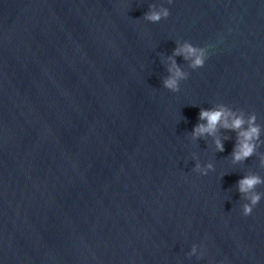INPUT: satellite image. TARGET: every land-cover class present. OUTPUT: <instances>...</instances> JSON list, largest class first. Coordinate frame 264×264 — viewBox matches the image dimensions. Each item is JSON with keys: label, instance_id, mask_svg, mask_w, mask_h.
Returning <instances> with one entry per match:
<instances>
[{"label": "water", "instance_id": "water-1", "mask_svg": "<svg viewBox=\"0 0 264 264\" xmlns=\"http://www.w3.org/2000/svg\"><path fill=\"white\" fill-rule=\"evenodd\" d=\"M150 5L169 17L144 20ZM185 41L208 58L174 57L172 92ZM220 107L241 131L255 115L251 157L233 161L236 131L193 138ZM251 175L264 0H0V264H264V184L247 217L237 187Z\"/></svg>", "mask_w": 264, "mask_h": 264}, {"label": "clouds", "instance_id": "clouds-1", "mask_svg": "<svg viewBox=\"0 0 264 264\" xmlns=\"http://www.w3.org/2000/svg\"><path fill=\"white\" fill-rule=\"evenodd\" d=\"M169 4L172 0H167ZM149 12L144 14L143 19L151 23H158L161 19H167L170 12L166 8H162L160 11L154 10V6H149ZM182 56L183 59L189 62V67L193 70L203 68L208 58L207 49L197 47L188 41H185L183 45H177V48L173 52V57H170L171 67H169V77L163 81V86L172 92L179 91V82L187 79V75L180 69L176 64L174 57ZM232 117L229 122V118ZM199 120L206 121V123H198L192 132L194 139L203 137L205 135L215 136L218 127H222L226 130L236 131L237 145L233 149V161H243L254 154L256 145L253 143L254 140L259 138L260 129L255 126V115L253 114L248 123V129L241 131L246 121L241 117H236L234 113L230 112L224 107L212 110L201 109L199 112ZM216 148L218 151L223 152V143L217 139L215 141ZM212 166L208 165L206 169H202L200 165H197L194 169L201 175H207V170L211 169ZM264 184V179H261L257 175L246 176L238 181L237 187L239 193L246 196L247 203L242 205V215L245 217L252 214L253 209L259 204L262 199V194L257 193L255 190L258 186ZM195 252V248H193Z\"/></svg>", "mask_w": 264, "mask_h": 264}]
</instances>
